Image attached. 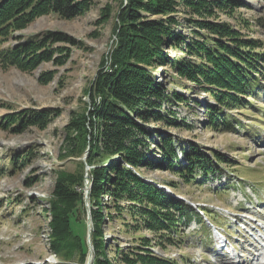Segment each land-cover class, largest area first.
I'll return each mask as SVG.
<instances>
[{
  "label": "rangeland",
  "instance_id": "obj_1",
  "mask_svg": "<svg viewBox=\"0 0 264 264\" xmlns=\"http://www.w3.org/2000/svg\"><path fill=\"white\" fill-rule=\"evenodd\" d=\"M121 1L124 6L126 0H91L71 18L46 13L10 38L11 45L37 40L34 49L41 55L30 66L26 61L23 68L0 67V264H86L90 252V264H145L147 258L264 264V81L245 108L225 109L233 129L219 131L205 113L204 104L214 102L202 89L207 85L178 76L170 63L153 71L156 82L166 78L165 86H174L185 102H161V119L146 124L151 132L147 157L154 160L138 172L163 196L201 213L205 225L180 222L177 235L168 234L137 201L115 200L106 188L92 192L89 171L110 156L102 145L93 146L90 124L97 120L90 111L99 98L98 74L110 71ZM258 1L257 9L221 7L217 20L243 39L264 40V25L256 21L264 23V3ZM168 51L171 61L183 56ZM163 138L172 139L182 164L180 146L188 145L227 162L219 163L220 173L204 184H186L167 163H158L164 152L171 158L170 151L160 149ZM92 151L100 156L88 165ZM225 182L230 186L222 191ZM204 208L210 215L202 213Z\"/></svg>",
  "mask_w": 264,
  "mask_h": 264
},
{
  "label": "trees",
  "instance_id": "obj_2",
  "mask_svg": "<svg viewBox=\"0 0 264 264\" xmlns=\"http://www.w3.org/2000/svg\"><path fill=\"white\" fill-rule=\"evenodd\" d=\"M89 1L0 0V44L8 43L0 49V67L23 68L26 61L30 66L34 58L41 55L34 49L35 37L36 41H17L11 45L10 38L17 29L46 13L71 18L88 7ZM224 6L232 8L244 6V3L237 0H126L123 6L121 1L114 22L113 33L117 26L120 29L116 34L110 71L99 72L95 82L99 98L90 111L97 120L90 124L94 131L92 142L95 149L102 145L110 160L107 158L106 164L103 162L89 171L92 192L98 194L106 188L115 200L128 197L137 201L142 210L150 209L148 214H152L156 224L168 234L177 235L180 222L205 224L201 213L179 199L163 196L161 188L144 181L138 172L139 167L150 166L154 160V157H147L151 132L146 124L151 119H161V102H185L184 94L174 86H165L166 78L156 82L153 71L157 66L170 63L178 76L207 85L202 89L206 87L205 92L214 102L204 104L205 113L210 126L219 131L233 129L225 109L245 108L247 99L262 89L264 81V40L243 39L233 26L218 21L216 11L224 10L221 8ZM256 21L263 27L259 18ZM184 27L189 29L188 34ZM39 41L41 49L44 41ZM169 49L179 50L183 56L171 61L167 58ZM159 146L163 151H170L171 158L164 152L163 163L157 162L167 163L168 169L186 184H204L209 177L220 173L219 163L227 162L218 153L207 154L188 145L180 146L185 162L182 164L171 138L161 139ZM99 156L98 151H92L87 164L92 165ZM11 161L16 165V160L11 158ZM101 181L105 184L99 186ZM222 185V191L229 189V182ZM150 202L154 203L153 208L148 207ZM202 213L210 215L207 208ZM147 260L145 264H175L169 259Z\"/></svg>",
  "mask_w": 264,
  "mask_h": 264
},
{
  "label": "bare ground",
  "instance_id": "obj_3",
  "mask_svg": "<svg viewBox=\"0 0 264 264\" xmlns=\"http://www.w3.org/2000/svg\"><path fill=\"white\" fill-rule=\"evenodd\" d=\"M248 5H250L252 8H256L259 6L258 0H244Z\"/></svg>",
  "mask_w": 264,
  "mask_h": 264
},
{
  "label": "water",
  "instance_id": "obj_4",
  "mask_svg": "<svg viewBox=\"0 0 264 264\" xmlns=\"http://www.w3.org/2000/svg\"><path fill=\"white\" fill-rule=\"evenodd\" d=\"M241 2H243L244 4L248 5L244 0H240ZM259 6H257L256 8H253V9H257ZM91 252L89 253V256L87 258V261H86V264H90V261H91Z\"/></svg>",
  "mask_w": 264,
  "mask_h": 264
}]
</instances>
